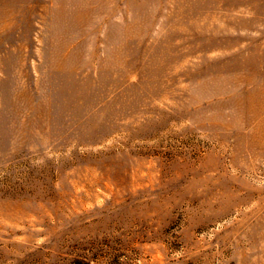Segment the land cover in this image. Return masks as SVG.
<instances>
[{"label": "rangeland", "instance_id": "rangeland-1", "mask_svg": "<svg viewBox=\"0 0 264 264\" xmlns=\"http://www.w3.org/2000/svg\"><path fill=\"white\" fill-rule=\"evenodd\" d=\"M0 264H264V0H0Z\"/></svg>", "mask_w": 264, "mask_h": 264}]
</instances>
